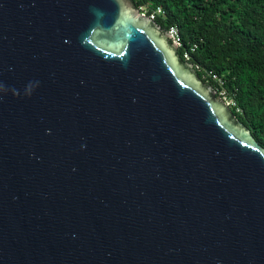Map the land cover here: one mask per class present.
<instances>
[{"label": "water", "instance_id": "1", "mask_svg": "<svg viewBox=\"0 0 264 264\" xmlns=\"http://www.w3.org/2000/svg\"><path fill=\"white\" fill-rule=\"evenodd\" d=\"M0 264H264V148L132 0H0Z\"/></svg>", "mask_w": 264, "mask_h": 264}, {"label": "trees", "instance_id": "2", "mask_svg": "<svg viewBox=\"0 0 264 264\" xmlns=\"http://www.w3.org/2000/svg\"><path fill=\"white\" fill-rule=\"evenodd\" d=\"M149 13L163 11L153 21L163 32L177 28L183 57L195 45L189 61L216 73L235 102L230 110L264 148V0H132ZM236 108L239 111H236Z\"/></svg>", "mask_w": 264, "mask_h": 264}, {"label": "built area", "instance_id": "3", "mask_svg": "<svg viewBox=\"0 0 264 264\" xmlns=\"http://www.w3.org/2000/svg\"><path fill=\"white\" fill-rule=\"evenodd\" d=\"M138 12L143 15L148 17L149 19L153 20L157 16H161L163 14V11L160 7L155 8L151 12H147L146 9L144 8H138ZM166 34L168 38L172 41V43L176 47H180L182 45V41L179 35V32L177 28L175 27H170L167 31ZM195 48V45H192L189 47V49H185L183 52V58L185 61H189L190 57V52L193 51ZM194 69L197 71L199 70V67L197 65H193ZM202 78L205 79L206 81L211 80L215 83V92L216 95L225 103V105L229 108L235 107V102L232 100L231 97H229L226 93V91L223 88V80L221 79L220 76H218L216 73L210 71V70H204L202 72ZM236 111H239L238 108H236Z\"/></svg>", "mask_w": 264, "mask_h": 264}, {"label": "rangeland", "instance_id": "4", "mask_svg": "<svg viewBox=\"0 0 264 264\" xmlns=\"http://www.w3.org/2000/svg\"><path fill=\"white\" fill-rule=\"evenodd\" d=\"M219 98V97H218Z\"/></svg>", "mask_w": 264, "mask_h": 264}]
</instances>
